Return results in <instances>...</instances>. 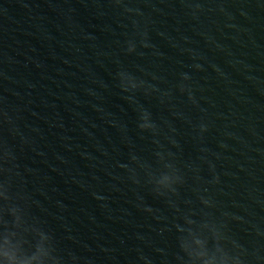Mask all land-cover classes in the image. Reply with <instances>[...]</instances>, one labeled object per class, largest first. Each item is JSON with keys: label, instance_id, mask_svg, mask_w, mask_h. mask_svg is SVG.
Here are the masks:
<instances>
[{"label": "water", "instance_id": "95a60500", "mask_svg": "<svg viewBox=\"0 0 264 264\" xmlns=\"http://www.w3.org/2000/svg\"><path fill=\"white\" fill-rule=\"evenodd\" d=\"M198 2L193 15L181 0H131L151 47L127 55L132 24L109 0H0V110L26 141L8 137L21 187L32 214L81 264H130L137 247L177 250L167 230L173 213L118 166L130 151L150 158L154 149L137 128L138 106L175 128L181 162L199 164L203 154L215 165L220 184L210 190L220 211L242 218L232 224L242 242L254 239L253 225L264 230V0ZM121 68L155 75L161 92L189 73L198 107L179 92L170 102L156 93L130 103L118 86ZM201 175L210 179L207 165ZM191 185L181 198L195 202ZM138 196L161 219L138 209Z\"/></svg>", "mask_w": 264, "mask_h": 264}, {"label": "clouds", "instance_id": "9594fccd", "mask_svg": "<svg viewBox=\"0 0 264 264\" xmlns=\"http://www.w3.org/2000/svg\"><path fill=\"white\" fill-rule=\"evenodd\" d=\"M109 3L130 18L132 24L133 35L125 42V53L137 54L138 45L143 49L150 48L147 27L141 29L139 20L133 18L142 17V10L130 6L131 0H109ZM181 3L193 15L202 10L198 0H181ZM192 69L202 71L201 65L196 63ZM145 75L138 76L124 68L117 72L118 86L130 103H135L138 94L152 97L156 93L160 94L161 103L165 100L170 102L174 93L179 92L192 106L198 107L189 73H180L178 82L165 92L152 82L158 79L155 75L151 80ZM136 110L137 128L140 133L151 136L154 149L150 158L130 151L127 162L118 166L130 184L136 189H147L154 199L162 200L173 213L171 228L167 230L174 231L177 250L168 252L152 248L153 254H149L143 247H137L130 264H264V230L253 225L250 235H254V239L247 243L233 232L232 224L243 222L242 218L218 209L210 188L220 184V177L207 155L199 157V164L181 162L177 151H173L180 148L175 139V128L170 124L166 127L157 124L152 114L142 106ZM0 129L6 132V135H0V264H81V258L71 250L61 248L55 233L32 214L31 197L21 187L16 153L9 145L8 137H19L22 143L26 141L19 136L14 120L4 110H0ZM207 131L208 125L201 121L199 139L202 140ZM201 151L205 153L207 150ZM203 165H207L210 179L202 177ZM190 179L195 202L181 198V189L188 185ZM136 206L157 220L161 219L158 210L142 197H137ZM137 239L151 247L145 237L138 236Z\"/></svg>", "mask_w": 264, "mask_h": 264}]
</instances>
